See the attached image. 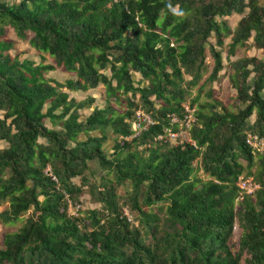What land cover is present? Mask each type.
I'll return each instance as SVG.
<instances>
[{
    "label": "trees",
    "instance_id": "1",
    "mask_svg": "<svg viewBox=\"0 0 264 264\" xmlns=\"http://www.w3.org/2000/svg\"><path fill=\"white\" fill-rule=\"evenodd\" d=\"M246 8L233 31L216 19ZM8 26L19 39L31 32L29 44L55 64L12 56L15 41L5 37ZM211 34L219 46L232 35L230 54L251 36L264 51V0H0V140L8 143L0 147V202L9 200L0 220L15 222L32 209L24 225L5 236L0 264H241L244 253V264H264V151L245 141L247 131L264 137V59L232 62L231 81L242 107L235 112L208 103L204 112L201 105L190 129L196 146H154L168 144L154 140L164 127L178 128L168 114L181 115L180 81L183 73L192 84L199 79ZM209 50L214 66L207 79L214 81L223 62L214 45ZM57 66L75 77L46 76ZM132 72L148 84L136 85ZM99 84L107 104L80 119L79 110L94 99L77 100L64 89L85 91ZM122 94L127 106L118 111L113 101ZM137 110L150 112L157 123L126 140ZM47 119L61 129L48 127ZM95 130L99 134H89ZM108 130L118 136L110 156L102 147ZM80 133L86 138L79 139ZM147 143L149 156L142 158L133 147ZM256 154L263 156L259 178H252L260 185L253 201L237 180L244 171L239 158L251 167ZM198 158L207 180L195 174ZM91 160L113 169L114 180L93 184L86 174ZM47 166L57 182L45 172ZM77 176L79 185L72 180ZM126 181L133 194L125 206L139 213L136 226L122 215L118 201L117 186ZM88 184L103 208L70 214L68 199L81 204ZM161 200L168 204L159 231L144 206ZM237 219L243 232L233 250ZM143 229L150 230L152 242L144 240Z\"/></svg>",
    "mask_w": 264,
    "mask_h": 264
},
{
    "label": "rangeland",
    "instance_id": "2",
    "mask_svg": "<svg viewBox=\"0 0 264 264\" xmlns=\"http://www.w3.org/2000/svg\"><path fill=\"white\" fill-rule=\"evenodd\" d=\"M7 3H17L20 0H3ZM248 12V8L245 9V11L242 14L238 13H232L228 16H223V17H216L217 20H225L228 24V26L231 28L233 31L239 20ZM130 33V32H128ZM27 39H19L13 28L7 27V32L5 34L6 38H11L14 39V46L10 50V53L12 56L18 57L19 60H32L35 64L39 63H51L55 64L53 58L47 54L40 52L33 48L29 42L28 39L32 36L31 32H27ZM231 37L227 36L224 38V43L223 45L219 46L216 44V40L214 37V34H211L210 37L207 40V43L205 45V55H204V65L201 68L200 71V77L197 80L195 84L191 83V76L183 73V80L180 81V87L183 90V102L182 104L190 103L191 105L195 106L196 111L200 109L201 105L205 104H216L217 109H219L222 106L226 107L230 111H237L239 107H242V104L238 101L237 99V91L232 85L231 77L234 72V69L232 67V62L235 61L236 59L239 58H244V57H252L255 56L259 59H264V51L261 48H258L253 40V36H251L245 44L236 46L234 52L232 54L229 53V43L231 42ZM212 44L214 47L221 52L222 56V62H223V68L219 72L218 77L214 81H208V76L210 75L212 68L214 66V60L212 58L211 52L209 50V45ZM183 71V69H182ZM105 72L110 75L109 70H105ZM46 76L57 79L59 81H64L68 78H74L75 73L72 71H67L64 70L60 67H55L54 70L48 71L45 73ZM133 74V79L135 81V84H140V85H147L148 81L146 79H142L141 75L136 72H132ZM254 78V73L251 74L250 76V81ZM76 98L78 100H86L87 98L91 97L94 99V102L91 104V107H94L95 105L103 108L107 104V96H106V89L103 84H99L96 88H91L89 91H75ZM124 94L121 95L120 100L118 102L113 101L114 106L118 111L125 110L127 104L126 101L123 100L125 99ZM128 96H130V93H128ZM152 99H154V96H152ZM135 100H138V96L135 97ZM157 100V99H156ZM195 100V101H194ZM158 101V100H157ZM219 102L220 104H217ZM91 107H86L84 109L79 110L81 117H84L91 111ZM209 106L205 105V108L203 109L204 112H209ZM2 113L0 112V115ZM255 119V113L252 114V116L249 118L250 124L254 121ZM49 120H47V124H49ZM61 129V128H59ZM109 138L113 142V140H117L118 136L111 133L109 130ZM115 143V142H114ZM158 147H165V146H171L169 144H160V143H155L154 146ZM8 146V143L6 141H1L0 140V147H6ZM107 150L106 152L109 153V149L105 147ZM143 145L138 146V147H133V150H137L138 153L141 155L142 158L149 156V151L145 149ZM113 150V147L110 148ZM110 154H113L111 152ZM125 154V152H123ZM260 154L255 155L254 159V164L251 167H247V162L243 158H239V161L242 163L244 166V171L243 174L246 177H251L255 180L259 178V170L261 167L260 161L261 158ZM194 167H195V174L196 176L200 177L202 180H207L208 176L203 172L200 164V158L194 160ZM92 179L91 181L94 183H100L101 179L109 178L111 180H114V170L113 169H104L101 167L99 170L92 169ZM79 178H76V181H78ZM198 186L200 187V183H198ZM84 192L82 196L80 197V203L83 206V209L81 212H86L88 209H93V208H103V204L99 201H97V198L93 195L91 196L90 194V184L85 185L83 188ZM144 191V189H142ZM117 193H118V201L121 206L127 207L125 205L126 202L129 203L128 197L129 195L133 194V187L130 181H126L125 183H122L121 185L117 186ZM142 194L140 196V199H142ZM253 196V195H252ZM254 201V196L252 197ZM168 202L166 200H161L158 201L157 203L147 207L144 206V209L150 213H152L156 217V224L158 226V230L161 231L166 224V207H167ZM9 207V200L6 199L4 201L0 202V212L7 209ZM239 207V202L238 200L236 201V208ZM129 209V208H128ZM31 210H29L26 213H22L20 215V218L16 220L15 222L12 223H3L0 220V248L4 247V239L7 234L10 233H15L18 231L26 222V219L29 217L31 214ZM132 216L134 218L133 225L136 226L139 221V213L137 211L132 212ZM242 227L238 221V219L235 221L234 224V229L230 241V247L233 250H238L239 248V238L242 235ZM143 237L144 240L147 242H152L153 241V236L150 233V230H145L143 229ZM247 256L246 253L242 255V260L241 264H244V258Z\"/></svg>",
    "mask_w": 264,
    "mask_h": 264
},
{
    "label": "built area",
    "instance_id": "3",
    "mask_svg": "<svg viewBox=\"0 0 264 264\" xmlns=\"http://www.w3.org/2000/svg\"><path fill=\"white\" fill-rule=\"evenodd\" d=\"M183 110L181 115L177 113H169L168 117L171 124H177L178 128L174 129L172 127L166 126L159 132L157 136L154 137L155 141L162 143H168L173 146L184 145L186 142L196 146L195 141L192 139L190 134V129L194 124L198 122V117L196 114L195 106H192L190 103L182 104ZM157 123L150 112L144 110H137L136 117L131 121V130L132 133L124 139H132L135 137H140L144 132L150 129L151 126ZM246 143L254 148L255 150L262 152L264 151V137L247 131L245 136ZM144 147L150 146L149 143L143 144ZM45 172L51 177L55 182L58 181L57 177L53 174L50 166H47ZM237 185L240 188L241 192L247 195H255L256 191L260 188V185L255 182L251 177H246L241 175L237 180ZM68 199V195H66ZM69 201L68 211L70 214H76L77 210L83 209L81 204L73 205ZM122 215L127 218V220L133 224L134 218L129 212L128 207H123Z\"/></svg>",
    "mask_w": 264,
    "mask_h": 264
},
{
    "label": "crops",
    "instance_id": "4",
    "mask_svg": "<svg viewBox=\"0 0 264 264\" xmlns=\"http://www.w3.org/2000/svg\"><path fill=\"white\" fill-rule=\"evenodd\" d=\"M90 89H88V91H89ZM64 91H66V92H68V94H69V96L70 97H75L76 98V95H75V93H77V92H75V91H72V90H67V89H64ZM78 91H80V90H78ZM82 91V90H81ZM85 91H87V90H85ZM77 94H79V93H77ZM77 100H78V98H76ZM81 100V99H80ZM96 106V105H95ZM92 109H93V107H91V111H92ZM90 111V112H91ZM89 112V113H90ZM88 113V114H89ZM87 114V115H88ZM87 115H85L84 117H80V119H84ZM47 120H49V119H47ZM47 120H46V125L48 126V127H51V128H56V129H59V128H61L60 127V125H53L52 123H51V121L49 120V124L50 125H48L47 124ZM89 134H91V135H97V134H99V132L97 131V130H95V131H90L89 132ZM107 139L105 140V142L103 143V150L106 152V148L105 147H107L110 151H109V153H107L106 152V154L108 155V156H110L111 154V152H113L114 151V142L116 141V140H113V142L110 140V138H109V132H107ZM84 138H86V133H80V135H79V139H84ZM41 141H43V139H41ZM111 147H113V150H111L110 148ZM88 169H87V171H86V174L92 179V174H93V172H92V169H96V170H99V168L101 169V165H100V163H99V161L98 160H91V161H89L88 162ZM76 178H79V180L78 181H76ZM73 180V182L74 183H76V184H80L81 183V180H80V177L79 176H77V177H75V178H73L72 179ZM85 186H83V188H84Z\"/></svg>",
    "mask_w": 264,
    "mask_h": 264
}]
</instances>
